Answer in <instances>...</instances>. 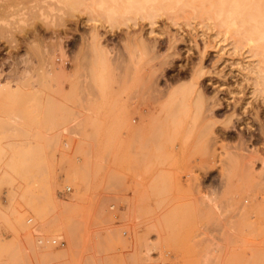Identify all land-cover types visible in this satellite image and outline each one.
<instances>
[{
  "label": "rangeland",
  "instance_id": "obj_1",
  "mask_svg": "<svg viewBox=\"0 0 264 264\" xmlns=\"http://www.w3.org/2000/svg\"><path fill=\"white\" fill-rule=\"evenodd\" d=\"M6 2L0 264H264V78L246 73L264 75V40L172 0L152 23L133 12L107 21L100 0ZM94 24L108 59L90 44ZM138 33L158 54L176 51L156 91L146 70L157 57L129 38ZM199 59L200 100L190 89L168 113V88L188 81L179 66ZM60 67L55 81L47 70ZM56 233L62 245L36 239Z\"/></svg>",
  "mask_w": 264,
  "mask_h": 264
},
{
  "label": "bare ground",
  "instance_id": "obj_2",
  "mask_svg": "<svg viewBox=\"0 0 264 264\" xmlns=\"http://www.w3.org/2000/svg\"><path fill=\"white\" fill-rule=\"evenodd\" d=\"M8 1H10V0H8ZM163 1L164 0H100V2L97 3V7L99 8L98 14H100L107 21L112 22L113 19L117 15L126 14L128 12L140 13L141 15L148 17L150 19L149 22L152 23L153 20L151 18L154 15V13H156V11L158 9L164 8L168 3V2L164 3ZM172 1L175 2L177 5L180 4V6L190 5L191 7H194L195 5H197V6L201 7V9H203L205 12L207 11V13H211L213 18L216 21H218V23L224 25L225 28L226 27H227V29L231 28L230 30L234 29L236 33L240 34L241 38L251 39L254 42V44H262L263 43L262 40H264V0H172ZM5 2H6V0H5ZM67 2L70 3V2H73V0H70V1L67 0ZM75 3H77V2L74 1L73 4H75ZM73 4H70V5L72 7H74ZM197 6H196V8H197ZM92 18H93V20L100 19L98 17V15L92 16ZM96 26H97L96 24L93 25V29L90 33V36H89L90 44L97 45V47H99V49L101 51L102 56L105 59H108L109 58L108 57V48H106L105 45H102V42L100 41V36L96 30ZM129 38H135L138 40L139 44L141 46H143L142 49L144 48V50H143L144 53H148L147 54L148 58H153L152 60H154V58H155V60H156V57H157L156 63L152 62V64L149 66V68L146 67V69L148 68L146 71H147L148 78L151 80V85L154 84L152 82V80L156 79L155 76H157V73L161 74L162 69L164 67L170 66L173 64L172 58H173V54H175L176 51L172 50V51H166V52H162V53L158 54L159 52L158 53L155 52V48H156L155 42L146 40L143 37V35L140 33L133 34L132 37H129ZM169 47H170V44L168 45V48ZM170 57H172V58H170ZM43 61H44V63L46 62L45 59H43ZM164 64H166V66H164ZM246 67H247L246 73L248 75L252 76V78H255V84L264 78V75L262 74V70L260 68H257L255 66H249V65ZM47 71H49L51 73L53 79L55 78L54 79L55 81H57L56 78H59L60 75H62L61 72H63L61 67L59 70L58 69L55 70V68H54V69H48ZM206 71L207 70L203 69V67H202L201 59H199L198 62L192 63L191 65H189L185 68H181L179 66V73L176 74L175 77H178L181 74L187 72L188 73V81L187 82H184L183 80L182 81H176L173 85L170 84L171 86L167 84L170 87L167 90L168 94L165 92V95L167 94V96L165 98V101H163L164 104L166 105L164 107L167 109L165 111H167L168 113L174 112V111H172L173 109H171V107H169V103L171 102V105H172L174 102V98L175 99L178 98L177 95H179L178 100L184 101L185 96L188 95L187 92L193 91L190 89H194V91H195L194 94L197 95V97L195 96V98H194L191 96V98H193L195 100H197V98H199L198 100H200L199 95L201 93V89H200L201 87L199 86V83H198L199 77L201 75H203ZM44 74H43V77H44ZM46 77L47 76L45 75V78ZM151 87H153V90H155V91L158 88V87L156 88L155 85H152ZM154 87H155V89H154ZM164 91H166V88L164 89ZM185 93H187V94L184 95ZM155 94H157V93H155ZM158 94H159V92H158ZM180 95L181 96L184 95L183 96L184 99H181ZM207 98L211 99L210 110L212 109V107L214 108L216 106H219V103L221 100H220V97H218L215 93L211 94ZM163 102H161V104H163ZM183 103H181V104H183ZM183 106H184V104H183ZM175 107H177V105H175L174 108ZM75 109L73 108V110H71V112L72 113L83 112L82 109H78V108L76 110ZM9 117H10V115H9ZM259 128H260L261 133L264 135L263 125L260 124ZM227 157H228V161L232 162V163H237V162L246 163L248 161V159L246 158L247 155L243 154V153H231V154H228ZM262 177L264 178V176H262ZM63 233L67 237V232L65 230L63 231ZM57 234L60 235V233H56V235ZM63 243H64V241L59 245H62ZM38 246L40 247V249L43 252L49 253V248L47 245H45V244L40 245L38 243Z\"/></svg>",
  "mask_w": 264,
  "mask_h": 264
},
{
  "label": "built area",
  "instance_id": "obj_3",
  "mask_svg": "<svg viewBox=\"0 0 264 264\" xmlns=\"http://www.w3.org/2000/svg\"><path fill=\"white\" fill-rule=\"evenodd\" d=\"M69 188V185H64V189L67 190ZM27 220H29V217H27ZM37 241L42 242V241H49L51 243H55V244H61L63 242V237L61 235H52L49 237H43L41 235L37 236Z\"/></svg>",
  "mask_w": 264,
  "mask_h": 264
}]
</instances>
